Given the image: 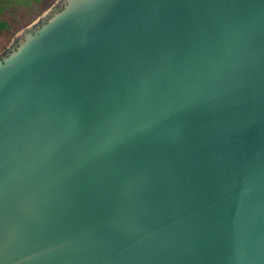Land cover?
Returning a JSON list of instances; mask_svg holds the SVG:
<instances>
[{
  "label": "water",
  "instance_id": "obj_1",
  "mask_svg": "<svg viewBox=\"0 0 264 264\" xmlns=\"http://www.w3.org/2000/svg\"><path fill=\"white\" fill-rule=\"evenodd\" d=\"M0 50V264H264V0H61Z\"/></svg>",
  "mask_w": 264,
  "mask_h": 264
},
{
  "label": "rangeland",
  "instance_id": "obj_2",
  "mask_svg": "<svg viewBox=\"0 0 264 264\" xmlns=\"http://www.w3.org/2000/svg\"><path fill=\"white\" fill-rule=\"evenodd\" d=\"M45 0H0V18H3L9 22L11 25V33L8 39L5 40L1 45V49H8L12 47L15 43L17 36L15 35L26 25L29 24V30L31 26H35L34 24L41 21L42 17L46 16L48 13L55 10L54 8L61 0H47V4H45L41 10L34 15L38 5ZM32 15L33 18L26 24L18 27H13V25H17V23L22 22L23 20L30 18ZM32 29V28H31ZM4 34V33H3ZM3 36V35H1ZM0 36V38H1ZM7 38V37H4Z\"/></svg>",
  "mask_w": 264,
  "mask_h": 264
},
{
  "label": "trees",
  "instance_id": "obj_3",
  "mask_svg": "<svg viewBox=\"0 0 264 264\" xmlns=\"http://www.w3.org/2000/svg\"><path fill=\"white\" fill-rule=\"evenodd\" d=\"M46 1H47V0L43 1L42 3H40V4L38 5L36 11L34 12V15H36V13H38V12L41 10V8H42L45 4L48 3V2H46ZM49 1H51V0H49ZM34 15H32L30 18H27V19L23 20V21L20 22V23H17V25H16V24L13 25V27L15 28V27L22 26V25L28 23V22L33 18ZM10 29H11V25L9 24V22H7V20H5V19H3V18H0V36L3 35V36H1V38H0V49H1V45H2V43H4L5 40L8 39V37H9V35H10V33H11V30H10ZM3 33H4V34H3ZM4 37H7V38H4Z\"/></svg>",
  "mask_w": 264,
  "mask_h": 264
},
{
  "label": "flooded vegetation",
  "instance_id": "obj_4",
  "mask_svg": "<svg viewBox=\"0 0 264 264\" xmlns=\"http://www.w3.org/2000/svg\"><path fill=\"white\" fill-rule=\"evenodd\" d=\"M59 7V4H57V6L54 9H57ZM13 46V45H12Z\"/></svg>",
  "mask_w": 264,
  "mask_h": 264
}]
</instances>
